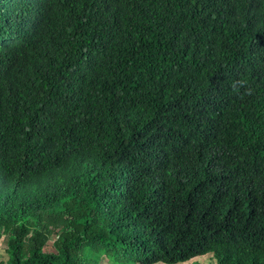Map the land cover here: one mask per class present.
Wrapping results in <instances>:
<instances>
[{"label":"trees","instance_id":"16d2710c","mask_svg":"<svg viewBox=\"0 0 264 264\" xmlns=\"http://www.w3.org/2000/svg\"><path fill=\"white\" fill-rule=\"evenodd\" d=\"M0 240L264 264V0H0Z\"/></svg>","mask_w":264,"mask_h":264},{"label":"rangeland","instance_id":"374dc122","mask_svg":"<svg viewBox=\"0 0 264 264\" xmlns=\"http://www.w3.org/2000/svg\"><path fill=\"white\" fill-rule=\"evenodd\" d=\"M0 240V261H3L5 259L4 253H3V245H4V241ZM52 241L50 243H48V245L51 246ZM211 258L209 257V255H204L201 257H197V258H193L187 262H183V263H179V264H215V262L212 260H210Z\"/></svg>","mask_w":264,"mask_h":264}]
</instances>
